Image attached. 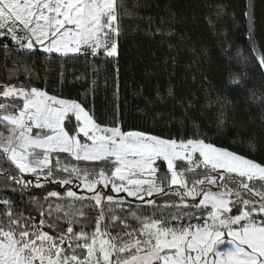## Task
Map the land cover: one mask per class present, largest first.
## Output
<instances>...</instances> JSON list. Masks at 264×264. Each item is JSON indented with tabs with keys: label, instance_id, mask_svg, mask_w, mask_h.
<instances>
[{
	"label": "snow or ice",
	"instance_id": "snow-or-ice-1",
	"mask_svg": "<svg viewBox=\"0 0 264 264\" xmlns=\"http://www.w3.org/2000/svg\"><path fill=\"white\" fill-rule=\"evenodd\" d=\"M142 6L0 0V264H264V113L260 131H249L255 120L230 115L227 95L206 93L202 108L215 119L202 130L187 115L198 99H177L169 85L179 120L156 113L151 127L129 125L119 105L101 118L53 94L47 79L38 86V66L59 63L63 83L69 61L118 62L125 21ZM243 15L244 60L264 69L253 0ZM156 99H166L159 87ZM256 99L264 104V94ZM165 120L180 130L165 132Z\"/></svg>",
	"mask_w": 264,
	"mask_h": 264
},
{
	"label": "trees",
	"instance_id": "trees-1",
	"mask_svg": "<svg viewBox=\"0 0 264 264\" xmlns=\"http://www.w3.org/2000/svg\"><path fill=\"white\" fill-rule=\"evenodd\" d=\"M253 2L255 42L264 52V0ZM133 3L134 0H128L129 6ZM139 3L143 5L139 9L140 17L125 21L127 32L118 62H86L84 58L69 61L63 70V83L59 63L47 68L38 66V86L43 87L47 79L48 89L53 94L62 92L64 98L77 99L86 108H94L101 118L105 113L110 117L119 105V112L129 125L142 123L151 127L156 113L167 116L174 112L177 121L181 117V109L173 108L176 100L167 96V89L172 85L177 99H191L193 94L198 99L187 115L204 125L202 130L214 124L215 119L214 112L202 108L205 95L211 93L214 98L219 91L227 95L235 107L230 115L246 123L251 117L255 124L249 131L259 132L264 104L256 98L264 94V69L257 66L255 59L244 60L252 55L248 23L243 15L246 0H139ZM149 16L153 18L151 24ZM157 28L164 34L156 33ZM170 30H174V34L166 35ZM94 66L100 68L98 74ZM116 68H119V99L114 97ZM232 74L242 78L241 87L228 84ZM208 82L214 87H209ZM158 87L166 97L163 101L156 99ZM250 91H254L256 97L250 98ZM140 109L148 115H141ZM162 123L165 132H177L181 128L179 123L171 129L167 127V120ZM191 123L192 120L186 121L189 128ZM236 150L243 151L242 148Z\"/></svg>",
	"mask_w": 264,
	"mask_h": 264
}]
</instances>
